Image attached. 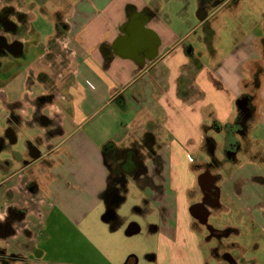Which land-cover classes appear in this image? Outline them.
Here are the masks:
<instances>
[{
	"label": "crops",
	"instance_id": "crops-1",
	"mask_svg": "<svg viewBox=\"0 0 264 264\" xmlns=\"http://www.w3.org/2000/svg\"><path fill=\"white\" fill-rule=\"evenodd\" d=\"M185 2L0 0V16H7L17 27L16 31L0 29V35L18 48L17 54L0 56V135L6 128L1 126L7 119L6 108L12 103L21 102L23 121L32 120L35 107L28 100L44 92L45 84L38 76L51 73L45 61L48 58L56 63L52 75L55 71L58 74L57 94L43 113L56 116L60 125L58 132L41 125L18 130L16 143L24 139L23 148L38 145L41 157L33 163L13 164L0 158V226H5L0 233V264H137L133 256L112 258V249L104 246L106 241L103 245L93 242L97 233L102 239L112 233L105 221L111 171L103 148L110 143L118 147L124 140L132 145L149 132L150 124L167 125L173 119L186 123L196 116L203 148L208 144L202 124L210 119L222 127L232 119L237 121L238 116L234 100L229 107L218 93L225 89L224 79L218 80L217 72L213 75L215 83H221L217 89L208 82L215 79L206 67L198 72L190 69L191 57L184 47L186 38L210 23L217 9L237 7L239 0L219 3L217 9L198 17L187 33L176 28L179 21L185 22L181 18ZM244 43L241 57L234 59L229 73L234 75L238 97L259 89L253 88L257 85L253 73L261 70L260 88L264 83V36L250 35ZM252 64H257L256 72ZM221 67L223 64L216 71ZM188 77L181 96V81ZM216 91V100L206 101L207 94ZM261 114L262 109L256 119ZM237 135L246 145L251 143L248 129ZM44 138L50 142H43ZM239 154L247 158L250 167L255 165L254 154L247 147L242 153L240 146L233 156L225 158L223 166L238 163ZM238 168L245 170L246 166ZM229 172H217L220 208L211 215L217 221L227 209L226 202L239 203L240 195L231 188L242 175ZM252 172L248 174H257ZM31 181L34 192L29 190ZM174 184L179 185L177 181ZM146 187L138 186L145 200L149 195ZM19 211L25 212L21 220L15 215ZM145 218L147 225L148 211ZM221 220L222 230L232 229ZM159 222L166 231L165 243L175 247L185 234L179 220L172 223L162 215ZM138 228L141 233V226Z\"/></svg>",
	"mask_w": 264,
	"mask_h": 264
},
{
	"label": "rangeland",
	"instance_id": "rangeland-1",
	"mask_svg": "<svg viewBox=\"0 0 264 264\" xmlns=\"http://www.w3.org/2000/svg\"><path fill=\"white\" fill-rule=\"evenodd\" d=\"M190 4L192 5L190 6ZM185 5V12L181 15L185 22L181 24L179 21L176 28L180 31L184 29V32L187 33L197 23L199 11L203 6L201 0H186ZM218 5L216 7H219ZM216 7L212 6L209 11L217 9ZM210 23L211 33L206 29H198L186 38V45L191 46L194 52L191 57L192 63L189 66L196 72L199 71V68L206 67L211 72L210 75L212 74L213 79H215L213 75L215 76L217 72V79L222 80L221 78H223L225 85V89L218 90V93H221L223 97L222 103L230 107L234 100V108H236V101L241 97L237 96L234 87V75L233 73L229 75V73L231 66H234V59L241 57L240 50L245 44V40L250 35L262 38L264 36V0H239L237 7L227 6L217 9ZM45 61L48 62L47 64H53V67L56 65L51 59ZM219 64H223V67L216 71ZM256 66L257 64H252L253 72L258 69ZM257 72L253 73L254 82L257 84L253 88L259 87V89L251 90L255 95L254 116L248 123V128L247 125L241 128L249 130L248 137L251 143L248 142V145L244 138L237 135L240 132H237L238 129L235 127L236 119L229 122V127L225 125L218 130L214 128V122L209 119L201 126L202 134L204 133L207 139L216 142V149L213 150L214 153L213 151L211 153L209 145L200 148L201 142L198 138L200 120L197 121L198 116H196V120L192 119L186 123L173 119L167 125L161 122L158 125L150 124L149 132L132 145L128 143L129 140L122 141L118 147L110 143L113 146L106 148L105 159L114 178V180L110 179V184L115 188L113 193L117 195V199L113 198V201L109 203L111 208L105 214L107 216L105 221L112 233L103 239L97 233L95 240L93 239L94 243L103 245L106 241L104 246H107V249H112L109 251L112 258L119 259L126 255L125 259L127 260L133 256L136 258L137 264H230L221 258L227 252L231 254L235 264H264V232L262 231L264 228V83L260 88L263 75L260 74L261 70ZM56 73L55 71L54 75H57ZM244 74H248L246 69H244ZM207 76L206 73L204 77L207 79ZM53 78L55 84L57 76H53ZM187 80L189 77L181 81V96L185 94L184 86ZM208 82L214 88H221V83H215L216 79L208 80ZM215 93L217 91L208 93L206 101L214 102L216 100ZM260 109H262V117L256 119ZM5 125L4 121L1 126ZM183 127L185 128L183 129ZM23 140L20 139L13 145L5 142L8 148L2 151V155L0 154L1 161L24 164L23 162L27 160L28 156L27 148H23ZM227 141L229 143L239 142V146H242V153L246 151L247 147L248 151L250 150V153L254 154L255 165L250 167L247 158L239 154L238 163L227 162L228 167L223 166L226 162L224 149L227 146ZM43 142L49 143L50 138H44ZM15 154L20 155L21 158H16ZM155 156H160V159L165 163L164 171L160 169V164L155 166L159 172L164 173L162 179L154 178L159 187L154 192L155 207L163 210V216L171 219L172 223L178 219L185 232L182 235L183 238L177 240L173 248L165 243L166 231L161 228L162 226L158 222L160 218L157 211V214L149 216V223L146 225L145 211H149V204L143 198L137 183L146 177V173L142 172V174L134 176L137 170L146 169L148 166L150 176L152 174L150 173L151 161ZM216 162L218 168L216 172L226 175L227 171H230L231 175H242L241 179H237L236 184L231 188L237 191L240 197L239 203L236 204L225 201L227 209L220 214V221L210 219L211 224L217 230H222L221 219H223L224 223L232 228L228 231L231 234L222 239L207 240L203 230L193 227V221L188 212V203L192 202L194 192L198 190L195 179L196 167L201 163L213 167ZM240 164L246 166V169L238 168ZM252 170L257 174L249 175L253 173ZM121 175L124 176V179L117 183L115 177L119 178ZM172 179L179 183L178 187L175 184L170 186ZM231 186L230 182L228 187ZM243 191L244 194H242ZM111 200L112 198H110ZM253 215L256 219L252 217ZM132 224L141 226L142 231L126 236L127 230Z\"/></svg>",
	"mask_w": 264,
	"mask_h": 264
},
{
	"label": "flooded vegetation",
	"instance_id": "flooded-vegetation-1",
	"mask_svg": "<svg viewBox=\"0 0 264 264\" xmlns=\"http://www.w3.org/2000/svg\"><path fill=\"white\" fill-rule=\"evenodd\" d=\"M202 1V6L203 8L200 9L199 11V17H204L207 13V11H209L212 6L216 7L219 3H224L226 0H201ZM11 12L10 10L6 11V13ZM7 16H0V29H4V30H10V31H16L17 27L16 25L7 20L6 18ZM17 17H20V15ZM210 23L207 22L203 25L202 29L203 30H209V32L211 33V27H210ZM186 53L188 54V56L192 57L194 52H193V48L188 45H185L184 47ZM18 52V48L17 45H12V44H8L7 41L5 40V38H3L0 35V56L3 54H7V53H13V54H17ZM51 59V58H48ZM1 64V62H0ZM50 65V71L51 73H47V72H42L39 74L38 76V80H40L41 82H43L45 84V87L43 88L44 92L43 93H38L33 100H28V102L32 103L33 106L35 107V110L32 112V120L30 122H25L23 121V104L21 102H16V103H12L10 105L7 106L6 108V112H7V119H6V125H5V130L1 133L0 135V153L1 151L5 150L8 148V146L6 145L5 142H8L9 144L13 145L17 142V133L18 130L25 127V128H29L31 129L34 128L35 125H41L42 127H47V128H51L50 132H58L60 131V125L58 123V121L56 120V116L55 117H49L48 115L43 113V110L50 106L55 100H56V94H57V90L55 88V84L54 82V78L56 75H52V71L54 70L53 64H49ZM58 76V74H57ZM254 94L253 93H246L245 95H243L242 97H248L249 98V110L247 113H241L238 112V116H237V121H236V125L235 127L238 129L237 132L243 133V129L242 126H245L247 121L254 116V112H255V108L253 107V102H254ZM241 97V98H242ZM214 128L215 129H221V126L218 123H214ZM240 129V130H239ZM33 130V129H32ZM30 130V132L32 131ZM38 142H40V140L38 139ZM207 144L209 145V147H211L210 151L212 153V151L215 149V142L211 139H207ZM239 142H235L233 143L232 147H230L229 150H227V148L224 149L225 151V156L230 158L231 156H233L234 153H236L237 151H239L240 146H239ZM214 153V151H213ZM27 160H25L23 163L24 164H30L33 163L34 161L38 160L41 157V153L38 149V145L35 144H28L27 147ZM16 158H21L20 155H16ZM152 166L150 167V176H149V166L145 169V168H140L139 170H137L134 173V176L136 175H140L142 174V172L146 173V177L139 180L138 186H141L142 184H146V188L149 190V195L148 198L146 199L148 204H149V216L153 215V214H157L158 212V216L159 218L163 215L162 212L163 210H160V208L155 207V203L153 201L154 198V192L157 191L159 189L157 182L154 181V178L156 177L157 179H162L161 177L164 176V173L159 172L158 168H155L156 165L160 164V169L161 170H165V163L164 161H162L160 159V156L157 157L155 156L152 161H151ZM217 168V162L214 164V166H210L208 164L205 163H201L200 166L196 167V181H197V191L194 192V197L192 199L191 203H188V212H189V208L192 205H196L199 204L202 207H200L199 211L196 213L197 218L195 219L193 217H191L190 215V219H192L193 221V227L196 228L197 230H203L205 232V237L207 240H211V239H222L224 237H227L231 234L228 233L229 229L227 230H217L210 222L211 219V215H212V211H217L220 208L219 205V197H220V190L217 187V184L220 180V175L216 172ZM111 179L114 180L113 175L111 173ZM117 179V183H120L123 179L124 176H119V178L115 177V180ZM171 179V177H170ZM174 185V180L172 179L170 181V186ZM29 190L34 192L35 191V183L34 182H30L29 183ZM178 187V186H177ZM182 188V187H181ZM114 189L113 185L110 184L109 190L107 192V201H108V205L110 202L113 201V198L116 200L117 199V195H114ZM110 198H112V200L110 201ZM109 210H110V205L108 206ZM202 208V209H201ZM157 211V212H156ZM206 211L209 212V216L207 217V221L205 224H202L200 221H204L206 220V217L204 216L206 214ZM25 212L24 211H19L17 213H15L16 216H18V219L21 220L24 217ZM159 222V221H158ZM160 223V222H159ZM133 229V230H137L138 229V225L137 224H132L130 225L129 229ZM159 229V227L157 226V230ZM5 230V226H0V233H3ZM222 260L230 263V264H235V260L233 259V257L231 256L230 253H224L221 256Z\"/></svg>",
	"mask_w": 264,
	"mask_h": 264
},
{
	"label": "water",
	"instance_id": "water-1",
	"mask_svg": "<svg viewBox=\"0 0 264 264\" xmlns=\"http://www.w3.org/2000/svg\"><path fill=\"white\" fill-rule=\"evenodd\" d=\"M248 105H249V98L248 97H242L236 101V108H237L238 112L247 113L249 110ZM200 207H202V206L199 204H196V205H192L189 208V214L191 215V217L198 219L196 213L199 211ZM204 216L206 217V220L200 221L202 224L206 223L207 217L209 216V212L206 211V214ZM138 232H139V228L137 230H133L131 228V229H128L127 234L133 235L134 233H138Z\"/></svg>",
	"mask_w": 264,
	"mask_h": 264
},
{
	"label": "trees",
	"instance_id": "trees-1",
	"mask_svg": "<svg viewBox=\"0 0 264 264\" xmlns=\"http://www.w3.org/2000/svg\"><path fill=\"white\" fill-rule=\"evenodd\" d=\"M227 127H229V125H227ZM234 143V142H233ZM233 143H229L228 141H227V146H226V148H227V150H229L230 149V147H232V145H233ZM109 146V147H108ZM111 146H113L112 144H108V145H106L104 148H103V153H104V155H105V153H106V151H107V147L108 148H110Z\"/></svg>",
	"mask_w": 264,
	"mask_h": 264
}]
</instances>
